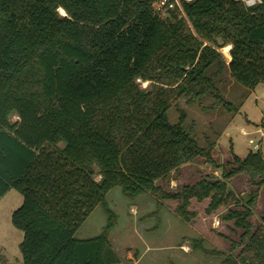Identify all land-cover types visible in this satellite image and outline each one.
<instances>
[{
  "label": "trees",
  "instance_id": "obj_1",
  "mask_svg": "<svg viewBox=\"0 0 264 264\" xmlns=\"http://www.w3.org/2000/svg\"><path fill=\"white\" fill-rule=\"evenodd\" d=\"M155 1L0 0V197L11 188L24 195L12 214L24 231V264L119 261L109 249L115 213L106 200L116 187L130 198L178 199L185 220L193 199L209 198L208 212L238 199L225 218L244 229L242 246L234 254L233 243L219 264H264V215L258 226L251 220L264 187L263 153L232 152L224 165L215 141L199 142L185 109L178 107L176 123L168 116L180 98L195 105L210 95V108H234L221 89L227 70L246 86L264 83V0H179L167 16ZM198 157L221 176L175 191L158 184ZM241 173L256 189L240 199L229 180ZM99 205L108 228L76 236Z\"/></svg>",
  "mask_w": 264,
  "mask_h": 264
},
{
  "label": "rangeland",
  "instance_id": "obj_2",
  "mask_svg": "<svg viewBox=\"0 0 264 264\" xmlns=\"http://www.w3.org/2000/svg\"><path fill=\"white\" fill-rule=\"evenodd\" d=\"M175 2L177 4L179 0ZM158 11L163 16L169 15L166 7ZM226 46L221 51L229 60L231 55L225 50ZM225 78L221 89L234 108L227 109L222 105L210 108L214 98L209 95L195 105L180 98L168 110L170 121L176 123L180 118L178 107L185 109L186 123L193 126L199 142L206 146L208 139L215 141L213 154L224 165L233 160L232 152L245 156L250 150L260 149L264 155V83L254 88L246 86L233 79L229 70L225 72ZM138 81L143 87L151 83V80L141 78ZM18 118L17 114L12 116L13 120ZM221 173L220 168L198 157L157 182L166 191H175L186 183H194L205 176H221ZM100 178L97 175V179ZM229 186L240 199L256 189L244 173L229 180ZM23 200V193L15 188L0 197V264H24L20 250L24 231L12 222L13 211L21 206ZM106 200L115 213L111 227L108 228L111 220L109 213L99 205L82 223L76 236L88 238L108 228L110 252L119 259L113 264H130L141 254L138 264H219L223 254L231 252L233 243H238L234 254L241 249L244 229L237 226L235 220L225 218L231 208L240 206L238 199H230L213 212L207 211L209 198L203 201L193 199L189 209L195 213L190 215L189 220L178 213V199L164 198L160 192H146L130 198L120 187H116L108 192ZM263 215L264 187L259 189L251 217L256 226L261 224ZM195 241L200 242L199 247L193 246ZM148 244L154 249L146 251ZM128 254L133 258H128Z\"/></svg>",
  "mask_w": 264,
  "mask_h": 264
},
{
  "label": "built area",
  "instance_id": "obj_3",
  "mask_svg": "<svg viewBox=\"0 0 264 264\" xmlns=\"http://www.w3.org/2000/svg\"><path fill=\"white\" fill-rule=\"evenodd\" d=\"M253 2L254 0L248 1V3H253ZM156 4H157V9H161L162 7L174 8L176 5V2L173 0H158Z\"/></svg>",
  "mask_w": 264,
  "mask_h": 264
},
{
  "label": "crops",
  "instance_id": "obj_4",
  "mask_svg": "<svg viewBox=\"0 0 264 264\" xmlns=\"http://www.w3.org/2000/svg\"><path fill=\"white\" fill-rule=\"evenodd\" d=\"M151 249L153 250L154 249V246L153 245H150V244H148L146 246V248H145L146 251L151 250ZM142 255L143 254L139 255L138 256L139 257L138 259H135L134 261L132 260V262L130 264H138L140 262L141 258H142ZM127 257L128 258H133L131 254H128Z\"/></svg>",
  "mask_w": 264,
  "mask_h": 264
},
{
  "label": "bare ground",
  "instance_id": "obj_5",
  "mask_svg": "<svg viewBox=\"0 0 264 264\" xmlns=\"http://www.w3.org/2000/svg\"><path fill=\"white\" fill-rule=\"evenodd\" d=\"M60 9H61V11H62L63 13H65V10H64L62 7H61ZM230 47H231V45H227L226 48H225V50L227 51V53H228L229 56L231 55V54L229 53Z\"/></svg>",
  "mask_w": 264,
  "mask_h": 264
}]
</instances>
